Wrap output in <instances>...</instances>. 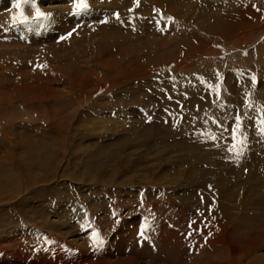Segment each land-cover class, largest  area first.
Returning <instances> with one entry per match:
<instances>
[{
	"label": "rangeland",
	"instance_id": "1",
	"mask_svg": "<svg viewBox=\"0 0 264 264\" xmlns=\"http://www.w3.org/2000/svg\"><path fill=\"white\" fill-rule=\"evenodd\" d=\"M0 264H264V0H0Z\"/></svg>",
	"mask_w": 264,
	"mask_h": 264
},
{
	"label": "bare ground",
	"instance_id": "2",
	"mask_svg": "<svg viewBox=\"0 0 264 264\" xmlns=\"http://www.w3.org/2000/svg\"><path fill=\"white\" fill-rule=\"evenodd\" d=\"M121 38H122V37H121ZM118 39H119V38H118ZM123 49H124V48H123ZM55 79H56V78H55ZM52 93L55 94L56 92L52 91ZM58 94H59V93H58ZM123 230H124V229H123ZM120 231H121V230H120ZM121 232H123V231H121ZM121 232H120V233H121ZM120 233H119V234H120ZM116 235H117V234H116ZM120 235H121V234H120ZM123 241H124V240H123ZM51 260H52V259H51ZM50 263H51V262H50Z\"/></svg>",
	"mask_w": 264,
	"mask_h": 264
}]
</instances>
